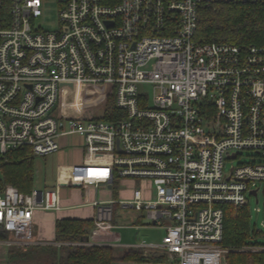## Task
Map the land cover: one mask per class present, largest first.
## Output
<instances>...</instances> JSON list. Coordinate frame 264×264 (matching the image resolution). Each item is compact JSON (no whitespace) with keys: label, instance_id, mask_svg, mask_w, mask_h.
I'll use <instances>...</instances> for the list:
<instances>
[{"label":"built area","instance_id":"1","mask_svg":"<svg viewBox=\"0 0 264 264\" xmlns=\"http://www.w3.org/2000/svg\"><path fill=\"white\" fill-rule=\"evenodd\" d=\"M45 1L0 0V158L23 147L46 155L59 136L77 134L86 156L70 175L117 195L92 201L85 238L53 244L161 252L155 264H223V204L241 205L251 190L258 201L260 189L264 204V44L197 42L198 11L264 0H56L54 28L40 22ZM72 85L80 104L83 87L104 86L112 119L67 115ZM243 150L249 160L225 170ZM58 202L53 187L5 185L0 245L34 243L35 211ZM114 204L138 212L127 226L143 218L163 227L161 240L121 243Z\"/></svg>","mask_w":264,"mask_h":264},{"label":"trees","instance_id":"2","mask_svg":"<svg viewBox=\"0 0 264 264\" xmlns=\"http://www.w3.org/2000/svg\"><path fill=\"white\" fill-rule=\"evenodd\" d=\"M197 42H229L240 47L264 44V3L225 2L203 5L198 11L195 31ZM109 110L103 118L110 120L116 107L113 94L108 95ZM34 154L29 147L15 150L6 159L0 158V191L11 184L29 193L33 188ZM93 226L92 218H57L54 222V241L80 240ZM256 231L251 226L247 203L223 204L222 245L227 248L223 264H264V251L243 250ZM5 233L0 231V236ZM263 243V242H259ZM41 253L43 261L33 264H129L156 263L161 256L144 253L135 247L110 245H29L16 251L17 264H25L32 254Z\"/></svg>","mask_w":264,"mask_h":264},{"label":"rangeland","instance_id":"3","mask_svg":"<svg viewBox=\"0 0 264 264\" xmlns=\"http://www.w3.org/2000/svg\"><path fill=\"white\" fill-rule=\"evenodd\" d=\"M58 7L59 6L56 0H46L43 3L45 13L43 17L40 18V22L44 28H54L58 19ZM83 89L86 90L85 93L88 97L85 103H81V106L85 108V117L103 118L104 113L109 110V103L107 100L109 94L106 97L107 93L104 90V86L99 85L95 88L85 86L83 87ZM144 89L150 97L152 94V87L150 85H146ZM77 92L78 89L74 85L68 88V96L70 97L69 99L72 100ZM58 143L59 149L56 152H52L46 155H34L33 184L37 188L44 189L45 187H47V185L52 184L55 176L57 178L58 174L67 168H70L69 171L71 172L72 166L66 164H71L72 162L78 160L81 155L79 149L83 146V140L79 135H61L58 138ZM252 153L253 152L251 150H243L238 157L234 159H227L225 163V170H227L231 164L235 165L238 162L248 161ZM53 188L56 190L58 198L61 196V198L63 199L64 197L69 196L68 189H71L72 187H57L56 185V187ZM94 196V191H92L91 197L94 198ZM97 197L116 198L117 195L116 191H98ZM246 197L247 209L250 215V223L256 231V233L254 235H251V237L248 239V242L264 243V225L261 224V222L264 221L263 193L260 189L258 192V201H256V197L252 194H247ZM256 207H259L260 210L256 211ZM114 209L116 212L115 220L117 224H125L123 227H116L113 229L114 232L120 234L121 243L132 244L141 242L142 240L146 242H158L161 240L164 234L163 227L148 225L143 218L140 220V222L136 221V223L132 224L131 226H127L126 224H129L135 218L138 212L131 208L120 209L118 208L117 204H114ZM44 214L40 213V211H35L33 229L34 237H36V234L42 228L43 221L47 219V212ZM37 218H39L41 222H38L36 220ZM4 238H6L5 235L0 236V240ZM19 249L20 247L15 244H9L6 246L0 245V264H17L20 258L16 254V251ZM147 252L155 253L158 256L161 253L150 250L144 251V253ZM36 261H43V258H41V253L32 254L25 264H33ZM134 264L155 263L138 262Z\"/></svg>","mask_w":264,"mask_h":264},{"label":"crops","instance_id":"4","mask_svg":"<svg viewBox=\"0 0 264 264\" xmlns=\"http://www.w3.org/2000/svg\"><path fill=\"white\" fill-rule=\"evenodd\" d=\"M68 92H66L63 96L64 106L62 109L69 116H81L85 117V108L81 106L78 102L77 96L74 95V98L70 100L68 96ZM80 157L78 160L72 162L71 164H66L74 167L80 171L82 159L86 156L83 150V147H80ZM56 152V151H55ZM70 168L61 171L58 174L57 178L55 176L52 184L47 185V187H72L68 189L69 196L64 197L61 196L58 198V208L54 210H37L40 213L44 214L47 212V219L43 221L42 228L34 237V243L32 245H43V244H53V235H54V222L57 218L63 217H73V218H92L94 215V205L92 201L94 199L101 200L107 199L103 197H97L98 191H108L102 187H94L93 185H84L80 183L79 173H74L72 176L70 175ZM35 187V186H34ZM37 188V187H36ZM92 191H94V198L91 197ZM54 213V214H52ZM45 215V214H44ZM37 216V215H36ZM38 222L41 220L39 218L36 219ZM120 235V234H119ZM121 239V237H120ZM54 245V244H53ZM57 246V245H56ZM134 264V263H129Z\"/></svg>","mask_w":264,"mask_h":264},{"label":"water","instance_id":"5","mask_svg":"<svg viewBox=\"0 0 264 264\" xmlns=\"http://www.w3.org/2000/svg\"><path fill=\"white\" fill-rule=\"evenodd\" d=\"M40 193H41V191L39 190V191H38V199L40 198ZM251 193H252V194H255V190H251Z\"/></svg>","mask_w":264,"mask_h":264}]
</instances>
